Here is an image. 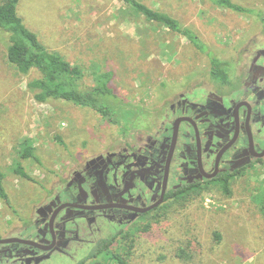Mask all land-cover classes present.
<instances>
[{"label":"rangeland","instance_id":"obj_1","mask_svg":"<svg viewBox=\"0 0 264 264\" xmlns=\"http://www.w3.org/2000/svg\"><path fill=\"white\" fill-rule=\"evenodd\" d=\"M141 1L191 29L215 56L229 55L231 44H242L255 34L264 17V0H231L253 10L249 15L217 8L208 0ZM18 12L48 50L83 71V86H92L93 72H111L110 86L124 102L149 105L165 91L163 87L169 92L186 80L190 89L208 84L206 54L176 33L135 15L120 0H20ZM7 44L8 35L0 32V172L11 206L22 216L27 213L22 217L27 218L35 214L36 199L44 195L41 186L56 184L67 151L98 150L109 142L121 146L136 134L129 124L119 122L118 100L111 104L118 124L89 108L36 102L27 85L39 74L32 70L22 75L9 64ZM25 140L41 164L22 159ZM17 164L35 183L14 173ZM263 187L264 163L231 179L229 196L218 184H207L183 201H169L155 223H140L128 232L127 240H116L125 252L119 250L128 254L131 264H264V220L254 205ZM71 197L67 193L60 198ZM18 219L0 199L1 228L19 226ZM148 224L149 229L142 230ZM215 231L221 235L218 243ZM106 232L114 234L112 226ZM88 250L83 246L72 261L59 257L49 264H76Z\"/></svg>","mask_w":264,"mask_h":264},{"label":"flooded vegetation","instance_id":"obj_2","mask_svg":"<svg viewBox=\"0 0 264 264\" xmlns=\"http://www.w3.org/2000/svg\"><path fill=\"white\" fill-rule=\"evenodd\" d=\"M231 46L229 55L216 56L221 81L212 77L209 60L207 86L190 89L186 80L169 92L163 87L149 105H134L129 126L136 137L121 146L67 151L56 184L41 186L35 214L22 218L27 213L16 211L19 226H0V264L72 261L83 246L89 252L100 240L113 237L114 243L154 221L181 191L189 195L218 184L222 174L264 163L256 156L264 150V21ZM67 193L72 197L62 201ZM111 226L114 234L106 232Z\"/></svg>","mask_w":264,"mask_h":264},{"label":"trees","instance_id":"obj_3","mask_svg":"<svg viewBox=\"0 0 264 264\" xmlns=\"http://www.w3.org/2000/svg\"><path fill=\"white\" fill-rule=\"evenodd\" d=\"M127 6L132 13L144 18L151 24L167 29L185 38L190 44L200 53L206 54L212 65V77L217 80L223 78L224 68L215 55L211 54L208 47L199 39V37L189 28L183 26L176 18L162 12L154 7H150L141 0H120ZM217 8L227 9L242 15L253 14V10L244 8L233 3L231 0H208ZM20 0H1L0 1V32L8 35V44L6 47V57L9 64L14 66L16 70L27 75L32 70L39 74V78L31 81L27 87L33 93V98L38 103H65L81 108H89L99 113L103 119L111 123H118L116 118L112 117L114 107L111 106L113 100H118V112L126 124H133L131 120L135 117L138 109L130 103L118 98L113 88L110 86L113 74L111 72L96 73L93 72V84L90 87L83 86L84 79L83 71L70 62L66 61L56 52L48 50L39 40L38 36L30 31L24 22V19L18 12V4ZM258 16H260L258 14ZM264 21V17L261 19ZM123 115V116H122ZM60 145L64 146L63 141L56 137ZM22 159L34 160L41 164L39 157L36 154L35 148L29 140H25L21 144ZM14 173L19 177L32 181L31 178L21 164H17L14 168ZM55 173V172H54ZM238 172L222 174L218 177V186L222 193L226 196L231 194L229 181L238 176ZM4 175L0 172V199L4 204L16 213L10 203V199L3 186ZM189 190L181 191L176 197H173L172 202L185 199ZM254 205L257 207L264 220V187L263 190L254 197ZM156 219L149 222L150 225L155 223ZM149 224L142 228L148 230ZM131 235L122 236L116 240H127ZM113 237L100 240L88 254L79 260L76 264H131L128 259V254L121 253V242L113 243ZM214 242L221 241V235L213 232ZM113 243V244H112ZM119 244L117 249L115 244ZM215 243V244H216ZM124 251V249H123ZM125 252V251H124Z\"/></svg>","mask_w":264,"mask_h":264},{"label":"water","instance_id":"obj_4","mask_svg":"<svg viewBox=\"0 0 264 264\" xmlns=\"http://www.w3.org/2000/svg\"><path fill=\"white\" fill-rule=\"evenodd\" d=\"M249 148H250V150L252 149V152H253V146H252V140H251V137H250V135H249ZM258 158H261V157H264V150H263V152H261L260 154H257L256 155ZM69 206H71L72 207V205H69ZM150 208H148V209H144V210H140L141 212H145V211H147V210H149Z\"/></svg>","mask_w":264,"mask_h":264}]
</instances>
